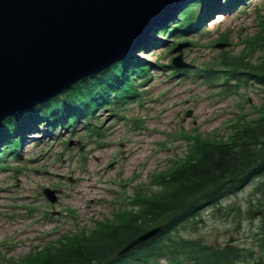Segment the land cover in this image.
<instances>
[{
	"label": "rangeland",
	"instance_id": "obj_1",
	"mask_svg": "<svg viewBox=\"0 0 264 264\" xmlns=\"http://www.w3.org/2000/svg\"><path fill=\"white\" fill-rule=\"evenodd\" d=\"M245 1L235 11L227 10L204 24L208 29L202 33L193 32L179 40L189 43L182 56V61L190 64L188 75L172 76L170 68L156 66L155 61L163 65L170 61L171 54L164 46L158 45L139 56L135 52L151 65L148 79L140 84L141 100L136 96L122 105H102L74 125H57L49 136L41 133L44 125H37L40 132L22 134L19 157L0 164V264L24 263L29 251L39 250L33 245L44 246L62 236L70 227V214L64 212L67 209L75 215L79 229L91 228V218L113 219L112 211L120 204L115 202L116 191L129 194L140 187L149 189L151 183L158 185L152 172L165 174L180 157L189 156L179 132L195 128L202 135L224 133L226 123L240 113H250L260 103L264 92L254 84L241 83L230 87L227 93L223 90L228 89L227 83H218L215 78L218 72L206 80L203 71L197 70L201 66L225 67L227 64L220 65L222 62L218 63L216 57H227L228 53L247 59L264 53L252 42L264 33V0H250L248 4ZM218 42L223 43L220 49L215 47ZM97 122L101 127L89 134ZM258 182L257 177L224 203L248 206L250 202H263L264 189H257ZM45 186L61 189L55 207L42 194ZM18 204L22 206L17 207ZM59 208L61 212H55ZM208 213L209 209L201 212V221L205 222L197 234L190 236L201 234L206 243L217 245L232 237L236 246L253 251L256 256L260 247L263 250L264 244L259 246L248 236L247 222L213 223ZM29 221L32 225L20 234L15 230Z\"/></svg>",
	"mask_w": 264,
	"mask_h": 264
},
{
	"label": "trees",
	"instance_id": "obj_2",
	"mask_svg": "<svg viewBox=\"0 0 264 264\" xmlns=\"http://www.w3.org/2000/svg\"><path fill=\"white\" fill-rule=\"evenodd\" d=\"M241 1L229 0L223 8H235ZM219 3V0H186L179 8L178 16L166 25L156 26L153 33L168 37L174 30L179 34L195 30L219 8ZM201 5L207 7V12L198 16L197 13H202L197 11ZM210 5L212 8L208 10ZM159 41L148 35L144 48L159 44ZM260 42L264 46V36ZM124 62L113 64L98 75L80 80L60 96L36 106L23 118L24 123L15 117L5 119L0 124V159L6 156L8 147L11 151L15 149L20 139V130L28 127L29 123L54 118L58 113L66 121L77 114L92 111L97 102L112 90L117 98L130 93L127 80L135 73L139 76L142 71L138 69L144 65L136 59L127 65ZM231 64L245 67L248 70L245 78L264 84V62L252 65L250 62L239 61ZM235 78L240 80L237 75ZM196 156L161 178L160 184L165 191L155 198L157 202L154 207L158 215L146 216L142 227L145 229L160 221L165 222V227L157 237L138 248L139 256L147 252L153 258L159 254L189 252V243L173 238L170 232L176 224L188 219L193 206L202 203V199L211 201L237 190L253 175L262 173L264 176V116L257 121L243 123L229 140L200 141ZM78 240L59 247L58 252L50 255L47 264H133L130 260L115 256L120 245L127 240L123 227H114L106 235L102 233ZM238 256V253L233 256L227 252L220 254L216 260L229 262L232 257Z\"/></svg>",
	"mask_w": 264,
	"mask_h": 264
},
{
	"label": "water",
	"instance_id": "obj_3",
	"mask_svg": "<svg viewBox=\"0 0 264 264\" xmlns=\"http://www.w3.org/2000/svg\"><path fill=\"white\" fill-rule=\"evenodd\" d=\"M182 1L0 0V122L122 59Z\"/></svg>",
	"mask_w": 264,
	"mask_h": 264
}]
</instances>
